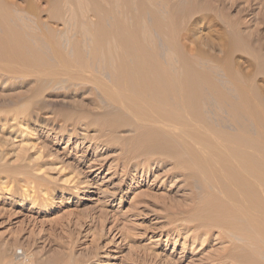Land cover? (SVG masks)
<instances>
[{
	"label": "bare ground",
	"instance_id": "obj_1",
	"mask_svg": "<svg viewBox=\"0 0 264 264\" xmlns=\"http://www.w3.org/2000/svg\"><path fill=\"white\" fill-rule=\"evenodd\" d=\"M190 1L0 0V75L25 81L27 100L76 97L61 131L85 149L70 191L121 199L146 186L167 213L160 238L226 243L219 262L264 264V52L239 28L232 44L252 71L234 64L236 50L221 57L189 47L180 33ZM47 107L36 104L31 117ZM108 153L117 157L106 168ZM5 157L0 151V175Z\"/></svg>",
	"mask_w": 264,
	"mask_h": 264
},
{
	"label": "rangeland",
	"instance_id": "obj_2",
	"mask_svg": "<svg viewBox=\"0 0 264 264\" xmlns=\"http://www.w3.org/2000/svg\"><path fill=\"white\" fill-rule=\"evenodd\" d=\"M190 2L194 11L185 19V27L180 33V39L189 47L225 57L236 50L230 32L232 28H239L240 37L243 36L251 50L262 49L264 52V0ZM233 54L236 66L245 71L253 70L249 56L239 50ZM11 76L0 75V106L5 109L10 106L5 113L0 107V151L6 155L7 164L5 173L0 175V264H226L219 262L215 254L224 249L226 243L214 241L205 247L189 243L183 246L182 235L165 234L160 238L158 235L163 226L160 222L167 221L164 219L167 213L164 214L160 204L154 203V192L148 193L146 186L130 189L121 199L120 196L101 197L84 190L70 191L76 161L85 149L80 146L75 150L74 136L68 143L72 131H61L64 124L68 126L65 120L73 114L68 107L76 97H49L46 94L39 100L38 97L27 100L20 96L27 92V83L21 79L13 81ZM27 102L30 103L29 112L22 114ZM41 102L48 106L43 114L40 112L42 118L37 119V114L31 117L30 112ZM51 111L58 114H51ZM52 126L56 130H50ZM25 127L28 128L26 131ZM79 131L87 133L90 140L96 135L95 130L80 128ZM109 155L106 168L117 157V154ZM47 190L49 196L44 195ZM45 196H48L47 200ZM199 250L202 253L198 255Z\"/></svg>",
	"mask_w": 264,
	"mask_h": 264
}]
</instances>
